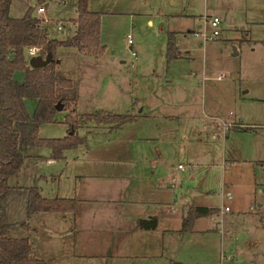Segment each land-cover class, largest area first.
Instances as JSON below:
<instances>
[{"label":"rangeland","instance_id":"1","mask_svg":"<svg viewBox=\"0 0 264 264\" xmlns=\"http://www.w3.org/2000/svg\"><path fill=\"white\" fill-rule=\"evenodd\" d=\"M29 6L49 36L64 39L74 32L76 0H11L9 15L22 16ZM88 8L100 13L105 48L96 56L58 46V67L75 81L76 100L61 104L54 120L38 130L42 137H62L70 115L84 140L52 163L46 162L48 146L28 147L36 159L25 158L8 183L38 185L44 195L58 186L66 193L62 188L73 182L67 174L96 165L110 171L105 160L157 158L172 176L179 207L229 206L174 231L171 264H264V0H88ZM204 14L220 18V34L205 41L195 33L203 30ZM68 18L71 26L57 30V20ZM169 34L179 53L171 59ZM100 110L136 116L110 128L87 119ZM222 189L231 191L230 199ZM61 214L35 213L29 223L42 229L46 221L62 230ZM41 232H30L31 240Z\"/></svg>","mask_w":264,"mask_h":264},{"label":"trees","instance_id":"2","mask_svg":"<svg viewBox=\"0 0 264 264\" xmlns=\"http://www.w3.org/2000/svg\"><path fill=\"white\" fill-rule=\"evenodd\" d=\"M10 3L11 0H0V264H47L43 258L30 256L29 236L16 231L31 230L29 219L42 211L69 213L74 224L76 200L45 197L35 185H10L8 177L20 170L24 151L30 146L46 145L50 148V158L58 159L63 157L65 149L83 142L70 115L66 117L68 132L62 137L40 136L39 124L54 120L58 101L63 104L76 100L75 81L58 67V46L74 47L79 53L98 56L105 45L100 41V13L88 8V0H76L75 29L64 39L49 36L41 25L42 18L32 13L31 6L22 16H10ZM31 45L39 46L38 53L42 56H49L45 65L31 67L27 63V48ZM166 55L168 59L176 56L172 34L168 36ZM17 70L23 71L22 80L15 78ZM26 98L35 100L31 111ZM86 117L116 128L135 116L100 110L88 113ZM219 211V206L188 205L182 216L181 230L191 229L197 217ZM261 223L264 228V217ZM137 224L141 228H153L156 218H141Z\"/></svg>","mask_w":264,"mask_h":264},{"label":"crops","instance_id":"3","mask_svg":"<svg viewBox=\"0 0 264 264\" xmlns=\"http://www.w3.org/2000/svg\"><path fill=\"white\" fill-rule=\"evenodd\" d=\"M43 5L46 7L47 3ZM14 76L22 80L23 71H15ZM25 101L31 111L35 100L26 98ZM203 127L206 128L207 124L203 123ZM24 154L25 158L36 159V156L27 153V149ZM55 160L50 158V154L46 157V162ZM105 161L113 165L110 171L104 170V166V169L99 165L88 166L86 171L66 175L67 179H73L72 185L62 188L66 193L58 191V186L52 195L42 194L45 197L74 198L75 223L72 224L69 213H62V230L46 221L41 224L43 230L33 227L28 232L30 256L43 258L47 264L54 261L55 264L57 260L60 264L63 258L69 259L72 264L80 259H99L101 264H171L173 258L169 256L168 246L171 245L173 232L181 230L185 209L188 205L205 204L184 202L179 207L180 203L173 196L172 176L157 158H150L149 162L143 158L120 160L116 164ZM101 163L104 164V160ZM35 186L39 190L42 188ZM152 217L156 218L153 228L138 226V219ZM201 217L204 216L197 217L193 225ZM206 229L208 227L201 230ZM37 230L42 231V237H34L32 241L29 234L37 233ZM53 236L58 238L52 242ZM262 261L264 263V255Z\"/></svg>","mask_w":264,"mask_h":264},{"label":"built area","instance_id":"4","mask_svg":"<svg viewBox=\"0 0 264 264\" xmlns=\"http://www.w3.org/2000/svg\"><path fill=\"white\" fill-rule=\"evenodd\" d=\"M45 10V7L43 4H40L37 7V11L38 12H43ZM43 19V18H42ZM47 20V18H45ZM220 18L218 15L216 14H204L203 15V30L202 31H196L195 33L197 34H201L203 41L208 40V39H212L217 37L220 34ZM71 26V22L69 20H57L56 22V29L59 31L64 30L65 28H69ZM208 26H210V31L208 32L207 28ZM130 40V39H129ZM40 50L39 46L36 45H31L27 48V53L28 56L30 57L31 55L37 54L38 51ZM179 168H184V166L182 164H178ZM260 190H262L264 192V183L261 184ZM221 196L224 198H231L232 194L230 190H221ZM228 210L229 206L228 205H222L220 206V210ZM263 217H264V213H263Z\"/></svg>","mask_w":264,"mask_h":264},{"label":"water","instance_id":"5","mask_svg":"<svg viewBox=\"0 0 264 264\" xmlns=\"http://www.w3.org/2000/svg\"><path fill=\"white\" fill-rule=\"evenodd\" d=\"M58 61V58L56 59ZM49 61V56H42L41 54L37 53L31 55L28 59V63L31 67H38L43 66ZM61 108V104L59 101L56 103V109L59 110Z\"/></svg>","mask_w":264,"mask_h":264}]
</instances>
